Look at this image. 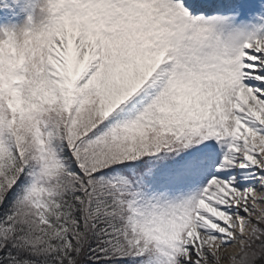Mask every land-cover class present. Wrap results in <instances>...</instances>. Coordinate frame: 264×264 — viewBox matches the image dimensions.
Listing matches in <instances>:
<instances>
[{"label": "snow or ice", "instance_id": "snow-or-ice-1", "mask_svg": "<svg viewBox=\"0 0 264 264\" xmlns=\"http://www.w3.org/2000/svg\"><path fill=\"white\" fill-rule=\"evenodd\" d=\"M264 264V0H0V264Z\"/></svg>", "mask_w": 264, "mask_h": 264}, {"label": "rangeland", "instance_id": "rangeland-1", "mask_svg": "<svg viewBox=\"0 0 264 264\" xmlns=\"http://www.w3.org/2000/svg\"><path fill=\"white\" fill-rule=\"evenodd\" d=\"M224 264H228V262H227V261H225V262H224Z\"/></svg>", "mask_w": 264, "mask_h": 264}]
</instances>
